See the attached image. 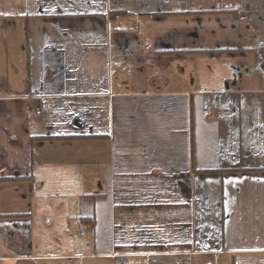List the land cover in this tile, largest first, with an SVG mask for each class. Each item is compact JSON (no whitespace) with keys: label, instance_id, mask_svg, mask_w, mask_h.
<instances>
[{"label":"crops","instance_id":"0c3cea01","mask_svg":"<svg viewBox=\"0 0 264 264\" xmlns=\"http://www.w3.org/2000/svg\"><path fill=\"white\" fill-rule=\"evenodd\" d=\"M0 264H264V0H0Z\"/></svg>","mask_w":264,"mask_h":264},{"label":"built area","instance_id":"2783aa9c","mask_svg":"<svg viewBox=\"0 0 264 264\" xmlns=\"http://www.w3.org/2000/svg\"><path fill=\"white\" fill-rule=\"evenodd\" d=\"M32 112L34 115L39 116L44 112V108L43 107H35V108H33Z\"/></svg>","mask_w":264,"mask_h":264},{"label":"trees","instance_id":"16d2710c","mask_svg":"<svg viewBox=\"0 0 264 264\" xmlns=\"http://www.w3.org/2000/svg\"><path fill=\"white\" fill-rule=\"evenodd\" d=\"M112 17L114 16V15H111Z\"/></svg>","mask_w":264,"mask_h":264}]
</instances>
